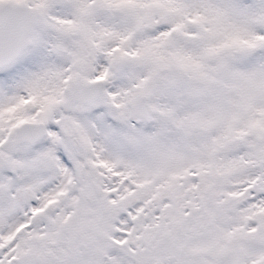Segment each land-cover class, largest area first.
I'll use <instances>...</instances> for the list:
<instances>
[{
  "label": "snow or ice",
  "instance_id": "obj_1",
  "mask_svg": "<svg viewBox=\"0 0 264 264\" xmlns=\"http://www.w3.org/2000/svg\"><path fill=\"white\" fill-rule=\"evenodd\" d=\"M0 264H264V0H0Z\"/></svg>",
  "mask_w": 264,
  "mask_h": 264
}]
</instances>
